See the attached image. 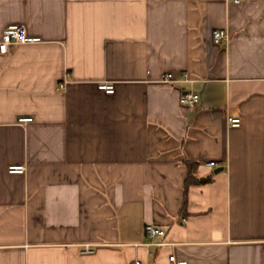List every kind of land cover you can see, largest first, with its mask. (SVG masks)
I'll list each match as a JSON object with an SVG mask.
<instances>
[{
  "label": "crops",
  "instance_id": "crops-1",
  "mask_svg": "<svg viewBox=\"0 0 264 264\" xmlns=\"http://www.w3.org/2000/svg\"><path fill=\"white\" fill-rule=\"evenodd\" d=\"M14 25L0 264H264V0H0Z\"/></svg>",
  "mask_w": 264,
  "mask_h": 264
},
{
  "label": "built area",
  "instance_id": "built-area-1",
  "mask_svg": "<svg viewBox=\"0 0 264 264\" xmlns=\"http://www.w3.org/2000/svg\"><path fill=\"white\" fill-rule=\"evenodd\" d=\"M243 0H228V2L233 3L235 5H239ZM211 39L213 44L220 45L223 43H227L229 36L226 30H214L211 34ZM39 39L37 38H30L27 36L25 28L20 25H14L7 27L1 36L0 39V55H6L9 53L10 49L15 46L19 45H28V44H35L38 43ZM177 82H187V76L182 75L181 80L177 81L174 80L170 73H166L162 79V83L164 84H173ZM61 87V86H60ZM100 90L105 91L106 94L113 93V87L111 85L102 84L99 86ZM199 102L198 95L188 94L185 93L180 97V103L187 107H195ZM227 127L229 128H238L240 125V121L237 118H230L227 117L226 119ZM213 163H209L208 166H213ZM24 172L23 167H10L8 169V173L10 174H22ZM144 234L146 239L152 241L155 238H161L164 236L162 230L153 227L152 225H145L144 226ZM148 246H152L154 244H147ZM162 244H156L155 246H161ZM92 248L89 245L83 246L82 253L89 254L92 253ZM168 261L171 264H186V262L176 261L173 256L168 258ZM138 264V263H136Z\"/></svg>",
  "mask_w": 264,
  "mask_h": 264
},
{
  "label": "trees",
  "instance_id": "trees-1",
  "mask_svg": "<svg viewBox=\"0 0 264 264\" xmlns=\"http://www.w3.org/2000/svg\"><path fill=\"white\" fill-rule=\"evenodd\" d=\"M189 168L190 167H192L191 165H188V164H186ZM189 172V177H188V179L186 180V182H185V191H186V189H187V187H188V185L192 182L191 181V177H192V173H191V171L189 170L188 171ZM193 180V179H192ZM204 181H199V183H203ZM183 207H185V205H186V198H184V201H183Z\"/></svg>",
  "mask_w": 264,
  "mask_h": 264
},
{
  "label": "water",
  "instance_id": "water-1",
  "mask_svg": "<svg viewBox=\"0 0 264 264\" xmlns=\"http://www.w3.org/2000/svg\"><path fill=\"white\" fill-rule=\"evenodd\" d=\"M217 172V171H216Z\"/></svg>",
  "mask_w": 264,
  "mask_h": 264
}]
</instances>
